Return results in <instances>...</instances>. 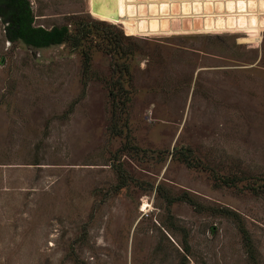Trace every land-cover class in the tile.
Segmentation results:
<instances>
[{"label":"rangeland","instance_id":"obj_1","mask_svg":"<svg viewBox=\"0 0 264 264\" xmlns=\"http://www.w3.org/2000/svg\"><path fill=\"white\" fill-rule=\"evenodd\" d=\"M30 1L134 55L0 18V264H264V0Z\"/></svg>","mask_w":264,"mask_h":264},{"label":"trees","instance_id":"obj_2","mask_svg":"<svg viewBox=\"0 0 264 264\" xmlns=\"http://www.w3.org/2000/svg\"><path fill=\"white\" fill-rule=\"evenodd\" d=\"M0 18L5 26L6 40L12 44L22 43L27 47L40 50L73 43L75 48H80L93 34H97V38L105 44L106 50L114 53L116 61L128 60L134 55V51L126 46L128 40L131 39L130 36H126L123 31L118 33L106 31L104 28H100L105 24L99 22L91 24L78 22L77 25H84V27L77 26L76 34H73L67 25L51 29L36 26L30 0H0ZM86 58V61L89 62V56ZM128 72L129 67L124 65L122 73L128 74ZM121 86L122 83L117 89L119 90ZM112 96L115 100L118 98L114 91ZM117 106L113 107L114 116H116V110L119 107ZM115 133L121 134L117 129H115ZM169 202L170 205L173 204L172 199ZM170 230L174 231L172 227ZM183 249L188 251V245H183Z\"/></svg>","mask_w":264,"mask_h":264},{"label":"water","instance_id":"obj_3","mask_svg":"<svg viewBox=\"0 0 264 264\" xmlns=\"http://www.w3.org/2000/svg\"><path fill=\"white\" fill-rule=\"evenodd\" d=\"M176 29H179V28H176Z\"/></svg>","mask_w":264,"mask_h":264}]
</instances>
